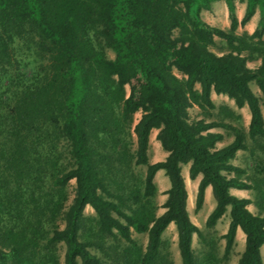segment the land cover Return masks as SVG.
I'll return each mask as SVG.
<instances>
[{
    "label": "trees",
    "instance_id": "16d2710c",
    "mask_svg": "<svg viewBox=\"0 0 264 264\" xmlns=\"http://www.w3.org/2000/svg\"><path fill=\"white\" fill-rule=\"evenodd\" d=\"M215 1L0 0V264H60V243L63 264H173L161 250V235L171 222L181 264L207 263L211 253L198 262L191 247L194 233L203 244L207 241L186 210L181 164L187 163L191 180L202 176L195 212L206 186L212 188L215 207L205 227H214L230 207L223 258L239 227L245 241L236 264H263L264 206L256 202L260 210L253 214L247 208L252 201L229 189L264 196L262 182L241 181L246 170L231 164L238 151L254 156L264 150L258 141L264 138V0H238L246 5L240 21L235 0H223L226 30L200 17ZM256 8L254 31L236 33ZM216 37L221 55L210 50ZM21 57H33L37 73L27 74ZM257 60L256 68L247 66ZM137 78L143 81L142 114L134 124L126 85ZM212 91L237 108L247 106L246 131L224 120L239 123L240 116L216 107ZM194 106L199 119L189 113ZM212 128L225 130L231 142L218 149L223 136ZM152 129L168 152L156 163L147 157ZM133 139L134 148L127 145ZM136 166H146L143 178ZM158 170H164L170 187L165 211L156 216ZM71 180L74 193L66 205ZM86 206L93 216L84 215ZM131 230L146 235L144 248L131 238ZM118 236L128 244L121 246Z\"/></svg>",
    "mask_w": 264,
    "mask_h": 264
},
{
    "label": "rangeland",
    "instance_id": "374dc122",
    "mask_svg": "<svg viewBox=\"0 0 264 264\" xmlns=\"http://www.w3.org/2000/svg\"><path fill=\"white\" fill-rule=\"evenodd\" d=\"M221 1H223V0H221ZM238 3L240 6V2L238 0L234 1V4H238ZM235 7H236V5H235ZM245 7H246L245 2L241 3V9H242L241 18L244 15ZM222 8H224V7L222 6ZM257 10L258 9L256 8L255 13ZM255 13H254V15H255ZM258 13H259V10H258ZM200 17L204 22H206L210 26L217 27V28L222 29V30H226L229 27L228 10H226V14L224 13V11L223 12L221 11V13H220L219 11L216 10V8L214 9V2H212L210 4L209 9L201 10ZM253 20H254V24H252L253 26L250 25L249 24L250 21H248L245 24V26H243V27L239 26L237 28L236 33L241 34L243 32H247V31H254L253 29H255L254 27H256L255 25L257 24L258 18L253 17ZM248 34H250V33H248ZM262 40L264 41V34L262 36ZM215 42H216L215 46L210 47V50L215 52L218 55H221L222 53H224V49H222V47H223L222 42L217 37L215 38ZM107 54L110 58L114 57V54L109 50L107 51ZM30 55H32V54H30ZM26 56H27V54L25 55V57ZM21 58L25 59L24 57H21ZM27 60L25 59V61L21 64V66H23L22 69L25 72H27V74L28 73H37V68H38L37 62L33 59V57H30ZM260 61L261 60H257V61H253V62H247V66L249 68H256L257 66H259ZM142 86H143V81H142V79H139V78L135 79L133 82L126 85V98H128V100H127L128 106L130 108H135V111L133 113L134 124L137 123V121L140 119L141 114H142L141 113V107H140L141 99H142L140 93H141V87ZM195 88L196 89L200 88L198 83L195 84ZM250 88L258 97H260L259 89L257 88V86L254 83H250ZM212 96L214 97L213 94H212ZM210 97H211V95H210ZM213 101L215 102L216 107H219V106L228 107V105L232 106V108L235 109L234 111L236 114L239 112V116H240L239 123H236V121H233L229 117L224 118V120L226 122L231 123L232 125H234L236 127H243V129L245 131L247 130V126H248V122H249L248 121L249 119L246 117V114L249 115L247 110H243L240 108L238 109L235 105H233V101L230 100L229 98L227 99L226 97L218 96L217 98H214ZM261 110H262L263 119H264V106H261ZM216 111H217V109L213 113H217ZM191 113L195 117L200 116L199 110H193V111L191 110ZM212 119L218 120V117L215 115L212 117ZM229 138L232 139V136H230ZM258 141L261 144H264V138H260ZM247 144L249 147H251L253 145L250 140H247ZM127 145H130L132 148H134V139L129 140L127 142ZM147 157H148L149 163H152L153 160L160 159V156L159 155L156 156L155 154H153L152 150H150L149 153L147 151ZM61 162L63 163V165H67V162H68L67 155L65 156V154H63ZM233 163L235 165H237L238 167H243L244 170H247L246 172H247V179L248 180H251L252 178L253 179L256 178L257 180L262 182L261 185H262V187H264V150H263V152L255 151L254 156H251L250 152H248V151H238L236 153L234 160H233ZM135 171L137 174H139L141 176V178H143L145 175V172H146V166H136ZM233 176H234L233 173H229L227 175V177H233ZM74 184H75L74 180H71V181H69L68 185L65 188V192L68 196V201L66 202V205L70 204L71 199L73 197ZM163 195H164V193L163 192L160 193L157 189V193L154 197V201H155L157 206L159 204H163V201H164ZM251 199L254 201V205H248L247 208L250 209V211H252L254 214H258L260 209L256 205V202H261L262 206H264V196L257 195V192L255 191L254 194L251 193ZM84 215L85 216H93L94 212H93L92 208H89L88 206H86L84 209ZM261 215L264 216V210L261 212ZM202 222H203L202 224L204 225V221H202ZM57 223L59 224V227L61 229L63 227V222L58 221ZM222 226L223 225L220 224L218 226V230L215 233H210L209 230L205 228V226L202 227L203 235H204L207 242L205 244H203L200 241V238H197L196 243L193 244V250H194V253L198 259V262H202V261L205 262V256H206L205 254L209 252V253H211L212 257H211L210 261L208 259L207 263H203V264H236L237 263V260H238L240 254L242 253V251L244 249L245 238H244V240L239 239V238H234L233 247H232L229 255L224 259L223 254H224L225 240L222 238V236L220 237L217 234L218 231L222 229ZM167 235L165 236L167 238V240L165 238V241L162 242V248H161L162 253H168L169 259L172 261L173 264H181L178 249L171 244L170 238ZM131 238L136 242V244L138 246H140L142 248L145 247V238H146L145 234H137L131 230ZM117 240L121 246L128 244L119 236H118ZM109 242H112V241L109 240ZM56 249H57L56 253L59 257V262H60V264H63L65 247L62 243H60L56 246ZM91 251L93 253L98 254L97 250H95V249H91ZM261 256H262V262L264 264V250H263V254H261Z\"/></svg>",
    "mask_w": 264,
    "mask_h": 264
},
{
    "label": "crops",
    "instance_id": "0c3cea01",
    "mask_svg": "<svg viewBox=\"0 0 264 264\" xmlns=\"http://www.w3.org/2000/svg\"><path fill=\"white\" fill-rule=\"evenodd\" d=\"M222 4V5H221ZM236 7H235V14H236V17L237 19L240 21L241 20V15H242V9H241V3H240V6H239V3L238 4H235ZM238 5V6H237ZM222 6L224 8H222ZM216 8L217 11H219L221 13V11L226 14V10H227V6L225 4L224 1H221V0H218L216 2H214V9ZM224 9V10H223ZM254 18H258L259 19V13H258V10L256 11L255 15L253 16ZM253 17L252 19L250 20V25L254 24V20H253ZM258 22V21H257ZM253 26V25H252ZM256 26V25H255ZM255 28V27H254ZM254 30V29H253ZM248 33H252L253 31H247ZM212 94L214 95V97L212 96ZM218 96L220 97H226L228 99L227 96L225 95H217L215 92H211V100L213 102V104L215 105V102L213 101L214 98H217ZM233 101V100H232ZM233 105L234 104V101H233ZM228 107L234 111L235 109L232 108V106L228 105ZM239 109V108H238ZM240 109H243V110H247V112L249 113V110L247 108V106H243L242 108ZM191 110H199L197 106H194L192 107L190 110H189V113L191 115L192 118H196V119H199L201 116L199 117H195L192 115L191 113ZM235 112V111H234ZM239 114V112L237 113ZM246 117L248 119H250V115L246 114ZM208 121V120H207ZM249 121V120H248ZM249 123V122H248ZM210 132L212 133H219V134H222L223 136V139L219 142L216 143V147L219 149V148H222L223 146L227 145L228 143L231 142L232 139H230L226 133L225 130H223L222 128H212L209 130ZM158 133V130L157 129H152L151 132H150V135H149V149H148V153L150 150H152V153L155 154L156 156L159 155L160 156V159L158 160H153L152 163H156V162H160V161H164L165 158L167 157L168 155V152L164 151L160 145V143L156 140V135ZM231 164L238 167L237 165H235L233 163V160L231 161ZM189 163L187 164H181V175L183 177V180H184V183H185V188H186V192H187V198H186V210H187V213H188V216L191 220V222L199 229V231L203 234V230H202V227L205 226V221L208 217V215L210 214V212L213 210V208L215 207V201H214V198L212 196V188L210 185L206 186L205 190H204V200H203V204H202V207L199 211L195 212L194 210V205H195V198H196V193H197V189H198V184H199V181L201 180V175H197L195 177V179L191 180L189 178ZM243 169V167H240ZM247 171V170H246ZM241 181H244L246 183H249L250 184V180L247 179V172L242 174L241 177H240ZM154 183L158 189V191L161 193L163 192L164 193V201L166 199V194L165 192L169 189L170 187V183H169V180L168 178L165 176V173H164V170H158L156 173H155V176H154ZM254 194V190H238V189H235V188H230L229 189V193L237 198H243V199H248V200H251L252 202L249 204V205H254V201L251 199V193ZM163 201V203H164ZM163 204H159L158 205V208L156 210V216H159L161 215L165 209L162 207ZM89 207V206H88ZM91 208V207H89ZM250 211V209H248ZM229 211H230V207H227V210L225 212V214L216 222V224L214 225V227L212 228H206L209 230L210 233H215L217 230H218V226L220 224H222V229L218 231V236H223L226 231H227V228H228V225H229ZM251 213H253L252 211H250ZM254 214V213H253ZM204 221V225L202 224ZM168 234V235H167ZM169 236L170 238V242L171 244L177 248V232H176V227L174 225L173 222H171L167 227L166 229L164 230V232L162 233L161 235V240L162 242L165 241V236ZM235 238H239V239H243L245 238L243 232L241 231V229L238 227L236 229V233H235ZM198 236L197 234H193L192 235V241H191V247L193 248V244L196 243V240H197ZM167 240V238H166ZM146 241H147V237L145 238V245H146ZM263 250H264V245L261 246L260 248V252L261 254H263Z\"/></svg>",
    "mask_w": 264,
    "mask_h": 264
}]
</instances>
